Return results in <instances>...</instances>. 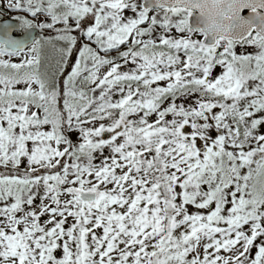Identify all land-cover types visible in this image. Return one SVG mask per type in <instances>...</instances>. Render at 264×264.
Masks as SVG:
<instances>
[{
	"label": "snow or ice",
	"instance_id": "6c2138e0",
	"mask_svg": "<svg viewBox=\"0 0 264 264\" xmlns=\"http://www.w3.org/2000/svg\"><path fill=\"white\" fill-rule=\"evenodd\" d=\"M11 13L0 264H264V0Z\"/></svg>",
	"mask_w": 264,
	"mask_h": 264
},
{
	"label": "rangeland",
	"instance_id": "374dc122",
	"mask_svg": "<svg viewBox=\"0 0 264 264\" xmlns=\"http://www.w3.org/2000/svg\"><path fill=\"white\" fill-rule=\"evenodd\" d=\"M16 15V13H11L9 15H3V14H0V20H3V19H10L12 16Z\"/></svg>",
	"mask_w": 264,
	"mask_h": 264
},
{
	"label": "water",
	"instance_id": "95a60500",
	"mask_svg": "<svg viewBox=\"0 0 264 264\" xmlns=\"http://www.w3.org/2000/svg\"><path fill=\"white\" fill-rule=\"evenodd\" d=\"M7 20H9V19H7ZM7 20H2V21H0V23H2V22H4V21H7ZM17 36H19L20 35V33L19 32H17V33H15Z\"/></svg>",
	"mask_w": 264,
	"mask_h": 264
},
{
	"label": "trees",
	"instance_id": "16d2710c",
	"mask_svg": "<svg viewBox=\"0 0 264 264\" xmlns=\"http://www.w3.org/2000/svg\"><path fill=\"white\" fill-rule=\"evenodd\" d=\"M1 19V18H0Z\"/></svg>",
	"mask_w": 264,
	"mask_h": 264
}]
</instances>
